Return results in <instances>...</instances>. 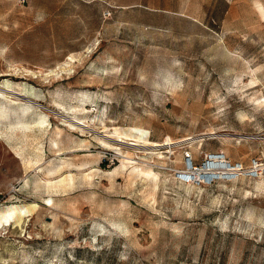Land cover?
Listing matches in <instances>:
<instances>
[{"label":"rangeland","instance_id":"rangeland-1","mask_svg":"<svg viewBox=\"0 0 264 264\" xmlns=\"http://www.w3.org/2000/svg\"><path fill=\"white\" fill-rule=\"evenodd\" d=\"M209 151L264 163V0H0V264H264Z\"/></svg>","mask_w":264,"mask_h":264},{"label":"built area","instance_id":"built-area-1","mask_svg":"<svg viewBox=\"0 0 264 264\" xmlns=\"http://www.w3.org/2000/svg\"><path fill=\"white\" fill-rule=\"evenodd\" d=\"M184 167L177 170V178L181 181H198L211 183L219 178H227L243 172L253 176H257L259 173L264 172V163L253 160L248 168H245L241 162H231L226 159L225 155L221 151H209L204 154L200 162L194 163L192 156L189 152L184 156ZM222 161L226 166L221 170L222 175L215 177L213 173L217 172L216 161Z\"/></svg>","mask_w":264,"mask_h":264},{"label":"bare ground","instance_id":"bare-ground-1","mask_svg":"<svg viewBox=\"0 0 264 264\" xmlns=\"http://www.w3.org/2000/svg\"><path fill=\"white\" fill-rule=\"evenodd\" d=\"M95 43V42H94ZM96 44V43H95ZM91 47H93V46H91ZM87 49V48H86ZM89 50V49H88ZM71 56V55H70ZM73 56V55H72ZM68 58H70V57H68ZM73 58V57H72ZM71 61H72V59H71ZM64 65V64H63ZM56 70V69H55ZM39 121H43L42 119L41 120H39ZM140 131V130H139ZM172 138H170V137H168L167 136V138L165 139L166 141H164V142H162V143H160V142H154V144H152V145H155V146H157V145H167V144H172V143H175V142H184V143H186V142H191V141H193L192 140V138L191 137H184V138H182V139H179V140H177V141H173V140H171ZM195 140V139H194ZM224 166H226V164H224L221 160L220 161H216V167H214L215 169H218L217 170V172H210V174L211 173H213L214 175H215V177H217V176H219V175H222L223 173H222V169L224 168ZM14 211H15V207H9L7 210H4V211H2V210H0V221L2 220V219H7V218H10V217H12L13 216V214H14Z\"/></svg>","mask_w":264,"mask_h":264}]
</instances>
